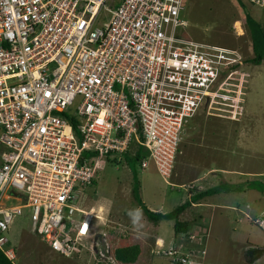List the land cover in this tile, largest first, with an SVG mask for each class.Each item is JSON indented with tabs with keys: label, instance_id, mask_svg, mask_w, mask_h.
Returning <instances> with one entry per match:
<instances>
[{
	"label": "built area",
	"instance_id": "1",
	"mask_svg": "<svg viewBox=\"0 0 264 264\" xmlns=\"http://www.w3.org/2000/svg\"><path fill=\"white\" fill-rule=\"evenodd\" d=\"M183 4L0 0V250L13 264L7 234L22 210L56 253H80L96 216L76 205L102 157L140 148L169 179L184 125L223 97L238 52L185 38ZM177 241L157 253L202 264L203 247Z\"/></svg>",
	"mask_w": 264,
	"mask_h": 264
},
{
	"label": "rangeland",
	"instance_id": "2",
	"mask_svg": "<svg viewBox=\"0 0 264 264\" xmlns=\"http://www.w3.org/2000/svg\"><path fill=\"white\" fill-rule=\"evenodd\" d=\"M246 16L264 33L262 1L184 0L185 38L238 52V68L222 76L223 97L201 107L184 125L169 179L148 159L146 167L138 162L132 171L123 155L102 157L105 161L76 205L101 215L91 222L93 233L79 241L80 253L69 258L56 253L31 233L29 210H22L7 234L9 246L16 249L15 264H123L115 260L114 251L132 245L141 248L134 264H176L174 257L157 253L172 246L174 220L149 221L140 201L163 214L185 203L187 211L189 199L211 206L190 208L187 215L196 224L190 233L204 237L202 264H247L250 246L264 249V226L254 223L264 212V60L260 65L250 62L254 54ZM255 264H264V255Z\"/></svg>",
	"mask_w": 264,
	"mask_h": 264
},
{
	"label": "trees",
	"instance_id": "3",
	"mask_svg": "<svg viewBox=\"0 0 264 264\" xmlns=\"http://www.w3.org/2000/svg\"><path fill=\"white\" fill-rule=\"evenodd\" d=\"M245 23L247 24L250 32V37L252 41V50L254 57L250 60V62L253 65H260L262 61L264 60V52L262 51V44L263 41L261 39H264V33L261 30V27L252 19H250L248 16H246ZM233 68H238V65H236ZM138 148L136 153L133 155L131 152L124 154V159L128 162L130 168H132V171H135V166L137 163L144 161L147 158V153ZM139 150V151H138ZM135 173V172H134ZM136 187L133 188L132 192L135 197H137V194L135 193ZM203 194H208L207 191L205 193H201L198 195V197H203ZM140 208L143 210L145 216L147 219L153 223L161 222L162 220H174L173 224V238L174 241H177L180 239V237H183L184 239V248H193L196 247V249L201 248L205 245L204 242L197 247L192 244H190L189 232L193 226V222L191 221H181L179 220V214L185 210V208L188 206L187 203L184 205H181L180 207L176 208L170 213L162 214L159 212H152L148 208H146L142 202L139 203ZM179 242V241H177ZM204 248V247H203ZM246 262L247 264H253L257 260H259L264 255V249L260 247H254L250 246L248 250L245 252ZM114 258L120 263L123 264H134L138 256L140 255V247L138 245H132L127 247H120L115 249L114 251ZM0 264H12V262L2 253L0 250ZM179 264V263H178Z\"/></svg>",
	"mask_w": 264,
	"mask_h": 264
},
{
	"label": "crops",
	"instance_id": "4",
	"mask_svg": "<svg viewBox=\"0 0 264 264\" xmlns=\"http://www.w3.org/2000/svg\"><path fill=\"white\" fill-rule=\"evenodd\" d=\"M200 113V112H199ZM198 113V114H199ZM197 114V115H198ZM193 119V118H192ZM191 119V120H192ZM193 200V199H192ZM189 201H190V203H191V205L187 208V211L186 210H184L183 212H181V214L179 215L180 216V218L183 216H186L185 217V219L184 220H182V219H180L179 218V220H181V221H189L190 219H187V215H188V213H189V210H190V208H199V207H201V208H203V209H205V208H209V207H211L209 204H205V203H193L190 199H189ZM202 201H204V199H202ZM140 207V206H139ZM147 208V207H146ZM206 210V209H205ZM163 214V213H162ZM201 217H199L198 219H200ZM197 219V220H198ZM196 220V219H195ZM191 221V220H190ZM194 225H196V224H193V226ZM141 249V248H140ZM261 260V258L259 259V260H257L256 262H254L253 264H255V263H257L258 261H260Z\"/></svg>",
	"mask_w": 264,
	"mask_h": 264
},
{
	"label": "clouds",
	"instance_id": "5",
	"mask_svg": "<svg viewBox=\"0 0 264 264\" xmlns=\"http://www.w3.org/2000/svg\"><path fill=\"white\" fill-rule=\"evenodd\" d=\"M150 211H151V210H150ZM159 213H160V212H159ZM263 214H264V212H262V213L258 216V218L254 220V223H256L258 226H264V223H263V224H259V222H260L261 220H264V215H263ZM93 219H94V218H93ZM95 228H96V227H95ZM190 232H191V231H190ZM190 232H189V233H190ZM98 235L100 236L101 234H98ZM98 235H97V238L99 237ZM203 247H205V245H204ZM12 264H13V263H12Z\"/></svg>",
	"mask_w": 264,
	"mask_h": 264
},
{
	"label": "bare ground",
	"instance_id": "6",
	"mask_svg": "<svg viewBox=\"0 0 264 264\" xmlns=\"http://www.w3.org/2000/svg\"><path fill=\"white\" fill-rule=\"evenodd\" d=\"M242 34V33H241ZM100 209H101V212H102V208H99V210L98 211H100ZM94 212V211H93ZM98 214V213H97ZM96 215V214H95ZM99 216H101V215H98V216H96V218H99ZM102 218V217H101ZM100 220V219H99Z\"/></svg>",
	"mask_w": 264,
	"mask_h": 264
},
{
	"label": "water",
	"instance_id": "7",
	"mask_svg": "<svg viewBox=\"0 0 264 264\" xmlns=\"http://www.w3.org/2000/svg\"><path fill=\"white\" fill-rule=\"evenodd\" d=\"M99 236V235H98ZM97 238V237H96ZM96 251V250H95Z\"/></svg>",
	"mask_w": 264,
	"mask_h": 264
}]
</instances>
